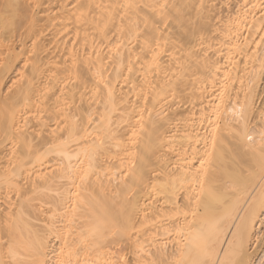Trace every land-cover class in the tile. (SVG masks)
Wrapping results in <instances>:
<instances>
[{
    "label": "bare ground",
    "instance_id": "1",
    "mask_svg": "<svg viewBox=\"0 0 264 264\" xmlns=\"http://www.w3.org/2000/svg\"><path fill=\"white\" fill-rule=\"evenodd\" d=\"M263 73L264 0H0V259L264 264Z\"/></svg>",
    "mask_w": 264,
    "mask_h": 264
},
{
    "label": "rangeland",
    "instance_id": "2",
    "mask_svg": "<svg viewBox=\"0 0 264 264\" xmlns=\"http://www.w3.org/2000/svg\"><path fill=\"white\" fill-rule=\"evenodd\" d=\"M263 82H264V73H263ZM262 88H264V85L262 86ZM57 243V242H56ZM55 243V244H56ZM115 243V248H117L118 249V253L117 254H121L122 255V253H120V251L122 250V247H121V243L120 242H114ZM112 246H113V243H112ZM58 248H59V246H58ZM112 249H113V247H112ZM258 250V251H257ZM264 250V245L262 246V245H260L259 247H257V249L255 250V252H254V255H255V257H256V259H257V261L260 259H258L257 257H258V255H261L260 253L262 252ZM115 251V252H114ZM116 249H114L112 252H114L115 253V255H116ZM257 251V252H256ZM260 252V253H259ZM116 256H118V255H116ZM255 257H254V261H255ZM57 259V260H56ZM54 260H56V261H58V258H57V256H56V258L54 259Z\"/></svg>",
    "mask_w": 264,
    "mask_h": 264
},
{
    "label": "snow or ice",
    "instance_id": "3",
    "mask_svg": "<svg viewBox=\"0 0 264 264\" xmlns=\"http://www.w3.org/2000/svg\"><path fill=\"white\" fill-rule=\"evenodd\" d=\"M3 247L7 249V254L9 256H11L12 255V248L10 247L8 240L3 241ZM0 264H11V261H6V260L0 259Z\"/></svg>",
    "mask_w": 264,
    "mask_h": 264
}]
</instances>
